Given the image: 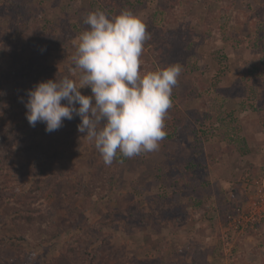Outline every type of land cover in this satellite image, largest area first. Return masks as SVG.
I'll list each match as a JSON object with an SVG mask.
<instances>
[{
    "label": "rangeland",
    "instance_id": "rangeland-1",
    "mask_svg": "<svg viewBox=\"0 0 264 264\" xmlns=\"http://www.w3.org/2000/svg\"><path fill=\"white\" fill-rule=\"evenodd\" d=\"M97 10L143 19L142 73L183 70L158 149L118 154L111 193L81 198L69 214L65 199L41 186L45 176L25 175L29 168L49 160L53 171L88 180L105 164L78 132L79 116L51 133L29 125L25 80L78 79L76 46L84 17ZM263 44L264 0H0L4 264H264V189L254 183H264ZM22 53L26 73L16 63ZM81 91L91 95L90 86ZM14 165L22 175L10 174ZM33 211L53 216L61 231H32L20 252L8 241Z\"/></svg>",
    "mask_w": 264,
    "mask_h": 264
},
{
    "label": "clouds",
    "instance_id": "clouds-1",
    "mask_svg": "<svg viewBox=\"0 0 264 264\" xmlns=\"http://www.w3.org/2000/svg\"><path fill=\"white\" fill-rule=\"evenodd\" d=\"M83 22L88 28L80 34L73 57L78 79H48L29 89V125L44 123L51 133L79 116L78 132L94 141L106 166L118 154L132 158L157 150L167 136L164 121L182 66L141 72L150 34L143 19L131 11L110 16L97 10ZM89 86L91 95L83 94L81 89Z\"/></svg>",
    "mask_w": 264,
    "mask_h": 264
},
{
    "label": "trees",
    "instance_id": "trees-1",
    "mask_svg": "<svg viewBox=\"0 0 264 264\" xmlns=\"http://www.w3.org/2000/svg\"><path fill=\"white\" fill-rule=\"evenodd\" d=\"M16 63L19 66L24 67V73H26L25 70L30 66L29 61L26 59V56L24 57L23 53L16 57ZM23 77L25 78L27 75L24 74ZM40 77H34V80L30 81L25 80V84L28 85L27 89H32L36 84H38ZM9 112L12 113L11 109H9ZM7 128L8 129L6 131L12 132L13 125L9 123ZM48 161L33 164L25 175L45 176L44 183L40 185L42 187L44 186V188L53 189L52 192H54L58 197H63L65 201L62 202V206L69 214H72L75 209H77L75 205L79 199L93 197L104 199L112 191L113 177L111 173L113 171V166L104 165L102 170L96 175L88 180H83L79 178H69L68 176H65L66 173H60L59 170L53 171ZM5 170L6 167L0 164V175L1 172H4ZM5 172H7V170ZM13 173L18 175L23 174L15 165L14 167H10V174ZM24 213L25 212H20V215ZM19 218L20 219H18L16 223L19 235L16 238L9 239L8 243L15 245L20 252L24 243L29 242L32 231L35 232V236L40 238L43 235L50 238H56L59 236L61 231V228L56 226L54 217L47 216V213L44 212L37 214V212L33 211L31 214H24ZM0 264H4L2 259H0Z\"/></svg>",
    "mask_w": 264,
    "mask_h": 264
},
{
    "label": "built area",
    "instance_id": "built-area-1",
    "mask_svg": "<svg viewBox=\"0 0 264 264\" xmlns=\"http://www.w3.org/2000/svg\"><path fill=\"white\" fill-rule=\"evenodd\" d=\"M260 181H261V180H259V179H258V180H254V183H256L257 186L259 187V193H261V190L264 189V183L262 182V183H263V186H262V185L260 184Z\"/></svg>",
    "mask_w": 264,
    "mask_h": 264
}]
</instances>
